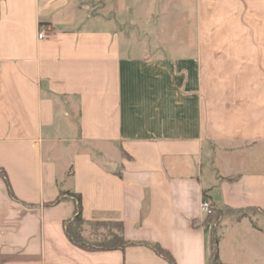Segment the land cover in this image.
<instances>
[{
    "label": "crops",
    "instance_id": "obj_1",
    "mask_svg": "<svg viewBox=\"0 0 264 264\" xmlns=\"http://www.w3.org/2000/svg\"><path fill=\"white\" fill-rule=\"evenodd\" d=\"M0 61V264H264V0H0Z\"/></svg>",
    "mask_w": 264,
    "mask_h": 264
},
{
    "label": "trees",
    "instance_id": "obj_2",
    "mask_svg": "<svg viewBox=\"0 0 264 264\" xmlns=\"http://www.w3.org/2000/svg\"><path fill=\"white\" fill-rule=\"evenodd\" d=\"M5 176L9 193L14 196L10 183L7 180L5 172L0 169ZM62 198L59 197L58 200ZM76 208L71 220L66 222L65 228L69 239L85 250H112L124 248L130 244L123 235V223L118 221H91L83 217L82 214V199L80 195H74ZM219 212L213 206V213L209 215V220L216 219ZM218 238L213 235L211 241V256L210 264H222L219 260L217 248ZM154 249L161 256L165 257L171 264H176L173 256L169 251L160 245H154Z\"/></svg>",
    "mask_w": 264,
    "mask_h": 264
},
{
    "label": "rangeland",
    "instance_id": "obj_3",
    "mask_svg": "<svg viewBox=\"0 0 264 264\" xmlns=\"http://www.w3.org/2000/svg\"><path fill=\"white\" fill-rule=\"evenodd\" d=\"M130 1L134 2V0H130ZM176 7H181V5L176 4ZM171 22H174V23H171V25H173L171 30L175 29V30L179 31L180 29H182V27H183L182 14L176 13V20H171ZM220 218H221V214H219V216L216 219L212 220L211 225L213 226V228H216V225L219 224Z\"/></svg>",
    "mask_w": 264,
    "mask_h": 264
},
{
    "label": "built area",
    "instance_id": "obj_4",
    "mask_svg": "<svg viewBox=\"0 0 264 264\" xmlns=\"http://www.w3.org/2000/svg\"><path fill=\"white\" fill-rule=\"evenodd\" d=\"M44 37H46L45 32L44 30H41L39 32V38H44ZM1 70H2V62L0 61V72ZM201 210L207 216L213 213V205L208 198L203 199L201 203Z\"/></svg>",
    "mask_w": 264,
    "mask_h": 264
}]
</instances>
